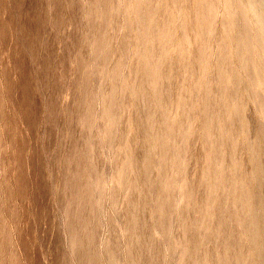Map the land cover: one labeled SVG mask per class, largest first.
Segmentation results:
<instances>
[{
    "label": "rangeland",
    "instance_id": "rangeland-1",
    "mask_svg": "<svg viewBox=\"0 0 264 264\" xmlns=\"http://www.w3.org/2000/svg\"><path fill=\"white\" fill-rule=\"evenodd\" d=\"M256 2L0 0V264H264Z\"/></svg>",
    "mask_w": 264,
    "mask_h": 264
},
{
    "label": "bare ground",
    "instance_id": "bare-ground-1",
    "mask_svg": "<svg viewBox=\"0 0 264 264\" xmlns=\"http://www.w3.org/2000/svg\"><path fill=\"white\" fill-rule=\"evenodd\" d=\"M251 2V1H250ZM257 2H258V4L260 5V6H262V7H264V0H257ZM256 2V3H257ZM254 6V5H253ZM258 9V8H257ZM263 9V8H262ZM254 10H255V8H254ZM260 10V9H259ZM252 12H253V8H252ZM259 11L257 10V12H255V14H257L258 15V17H260V14H262L261 16V18L262 19H259L260 20V24H261V26H262V28H263V30H264V15H263V13H262V11H261V13L259 14L258 13ZM257 17V16H256ZM264 34V33H263ZM259 40V39H258ZM237 44V43H236ZM262 44V43H261ZM239 45H240V43H239ZM238 49V48H237ZM241 52V51H240ZM262 56H263V54H262ZM250 76V75H249ZM261 78V77H260ZM251 81V80H250ZM253 81V80H252ZM252 83V82H251ZM254 83V82H253ZM259 84V83H258ZM254 87V86H253Z\"/></svg>",
    "mask_w": 264,
    "mask_h": 264
}]
</instances>
